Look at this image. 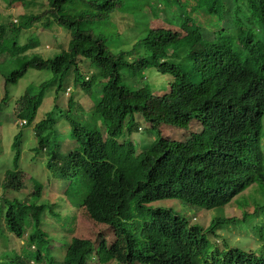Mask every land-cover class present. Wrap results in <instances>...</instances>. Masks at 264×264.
Segmentation results:
<instances>
[{"label":"trees","instance_id":"1","mask_svg":"<svg viewBox=\"0 0 264 264\" xmlns=\"http://www.w3.org/2000/svg\"><path fill=\"white\" fill-rule=\"evenodd\" d=\"M13 1L19 2L17 5L21 8L35 6L38 10L30 14L26 12L14 22L6 16V24H0V56L9 52L15 61L22 60L20 68L5 77V85L16 83L28 69H47L52 73L51 84L43 82L35 95L26 91L19 97L16 116L26 126L33 124L38 144L35 149L45 150L48 155L46 168L55 172L56 179L67 182L63 181L65 185L61 188L63 198L55 203L48 199L38 201L41 187H36L22 200L9 202L0 197V229L22 239L28 230L27 225H30L31 232L25 237L23 247L28 243L30 248L34 247L31 250H35L33 258L31 253L20 255L14 250L16 256L7 264H33L34 258L44 264H92L94 256L99 263H106L110 249L123 250L122 234L113 228L111 217L126 212L129 206L153 227H146L138 236L133 231L128 232L127 236L133 240L128 244L123 242L125 250L127 248L126 264H196L194 258L198 250L213 253L215 260L212 264H264L262 237L259 238L262 245L258 248L261 250L258 256L253 257V249L233 248L241 256L233 262L227 261L226 257L223 260V253L208 250L209 243L203 229L197 226L187 229L184 219L174 216L171 211L146 207L150 202L165 199H177L194 207L213 206L205 201L206 193L213 192L227 202L229 197H225L224 192L242 170L240 166L237 165L233 172L216 174L213 167L196 165L193 171L198 175L189 180L192 170L177 162L174 152L168 149V143L160 135L149 145H145L146 141L138 143L134 137L142 131V127L134 123L136 118L149 122L155 129L163 114L188 116L192 112L203 116L205 123L221 134V138L213 139L219 140L218 146L228 150L232 157L241 155L238 163L247 160V144L242 150L239 135L252 125V131H259L254 110L264 95V0H207L210 6L205 8L206 20L216 19L220 26L228 31L236 30L242 37L238 38L243 50L240 57L228 43L206 41L200 28L187 16L180 21L187 27L182 36L177 37L169 28L150 27L136 33L133 48L114 51L110 45L115 37L105 32L113 26L112 22L119 25L115 15L124 6L133 5L136 9L128 12L131 15L120 16L125 20L133 15L138 17L137 4L147 0ZM172 1L175 13L188 8L191 0ZM159 3L165 8L170 6V0H159ZM6 4L10 7L8 1ZM43 5L47 6L45 10H41ZM151 13L155 20L175 27L172 25L174 21L166 24L165 20ZM53 25L65 32L58 35L61 40L55 45L57 54L48 58L38 54L25 56L39 46L34 29L39 26L47 30ZM22 30L23 35L20 34ZM137 49H142L144 55L130 61ZM89 66L96 70L95 73L83 71ZM148 67L171 77L179 72L185 76L184 68L191 67L199 74V82L191 84L186 94L182 84L173 86L159 99L145 81ZM68 76L70 84L77 90V97H68L64 105L67 127L59 131L54 111L61 117L57 97L60 93L67 95L70 92L69 84L63 82ZM130 78L135 80L133 84L140 83L136 82L132 87ZM52 87L56 97L53 99L54 108L36 122V113L45 92ZM217 96L224 98L222 102ZM186 98L188 104L183 111L180 108ZM150 101L156 104L155 108L150 106ZM155 111L157 117L152 116ZM65 133L64 137H59ZM195 140L203 146L208 143L199 137ZM65 141L72 143L71 151L61 150ZM20 148L21 133L18 132L11 144L14 167L5 172L0 184L4 192H20L26 188L17 170ZM137 148H140L139 152ZM261 160L264 166V158ZM250 182L264 186V177L255 172L244 181V186L248 187ZM33 196L37 198L30 202L29 198ZM260 210L264 213V205ZM79 213H84L80 219ZM49 216L61 223L62 238L66 239L60 247L63 251L60 263L51 255L47 245L49 235L42 227ZM87 216L98 224L112 227L97 232L86 226L84 229L79 227L82 237H75L79 225L74 226V221ZM227 223V219L214 220L205 232L213 234ZM114 235L116 240L112 244ZM41 249L46 252L45 259Z\"/></svg>","mask_w":264,"mask_h":264},{"label":"rangeland","instance_id":"2","mask_svg":"<svg viewBox=\"0 0 264 264\" xmlns=\"http://www.w3.org/2000/svg\"><path fill=\"white\" fill-rule=\"evenodd\" d=\"M7 1L9 2L10 7H7ZM144 2H147V4H144ZM17 3L19 2H15L13 0H0V24H6V16L11 18L14 22L16 17L20 18L21 15L25 14L26 12H28L27 14H30L38 10V7L35 6L24 9L21 8L20 5L18 6ZM127 6L128 5L119 10L120 12H118L114 17L118 21L119 25L117 26L114 22H112L113 26H111V28L105 32L106 34H111L115 37L114 42L110 45L114 51L133 48L136 40V33H141L144 29L146 30V28L150 27L164 29L169 28L177 34V37L182 36L185 34L183 29H186L187 27L183 26V24H180V21L182 20L183 16H187L191 18L192 23L195 26L200 28V31L204 35L206 41L216 40L218 42L228 43L232 46L238 56H242L243 54L241 43L238 41V38L242 39V37H239V33L237 34L236 30L228 31L227 29L223 28L224 26H220L216 19H214L215 21H212L211 19L206 20L205 8L210 6L207 0H191L189 2L188 8L178 10L175 13V5L172 0H170V6L167 8L161 5L159 0L141 1V3L137 4L138 17L133 15L134 18H126L125 20L120 15H131L128 12L131 9H136L133 7V5H130L129 7ZM46 8V5L41 6V10H45ZM151 11L156 17H159V19L165 20L166 24H169L168 21H174V24L172 25L175 27H169L161 21L155 20L156 18L152 16ZM144 21H147L148 23L137 28L134 27L135 25ZM28 30L32 31V29ZM34 30L36 31L34 34L39 40V46L33 49V51L27 52L24 55L30 57L31 54H38L42 58H48L49 56L52 57L53 55L57 54L58 50H55V45L61 40L58 38V35L65 34L62 28L53 25L47 30H42L38 26V28ZM20 34L23 35V30ZM225 38L226 41L224 40ZM134 53L135 55H133V58L130 61L144 55L142 49H137ZM21 64L22 60L17 61L16 59L15 61L14 58L10 57L9 52H6L0 56V100L2 101L0 109V184L4 178L5 172L7 170L13 169L12 156L14 152L11 150V144L13 142V137L19 132L21 133V157L19 160L18 169L22 173L21 177L26 188L20 192L10 190L4 192L0 187V197L5 198L7 201L13 199L22 200L26 195L32 193L36 187H41L42 194L38 201L44 202L45 199H48L55 203L54 201L61 200L62 196L60 195L61 188L64 187L63 183L60 182L59 179H56V174L52 169L46 168L48 155L42 153V150H39V152L36 154L34 148H36L38 144L36 138H34L33 124L31 126L24 125L19 127L18 123L21 120H19L16 116V102L19 97L24 95L26 91H29L31 94L35 95L40 90L41 83L43 82H46L47 85L51 84L53 82L52 73L47 69H28L27 72L24 73V76L16 83H9L6 86L5 77H7L11 72L19 69ZM184 69L190 82L198 81V77L191 74L188 68ZM83 71L95 73L96 70L89 66ZM134 81L135 80H132L131 78L129 79L132 87L136 86V82H139L136 81L133 84ZM145 81L148 83L152 94L159 99H161L162 96H164L173 86L181 84L180 81H178V77L162 75L156 72L153 67H148L146 69ZM63 82L64 84H69L70 92L67 93V95L60 93L57 97V101L60 103L59 105L58 103L56 105L57 108H60L61 117L58 116L57 111H54V118L57 119L56 128L59 131L67 127L64 119L65 115L67 114V109L64 108L65 102L70 95H73L74 98L77 97V90L70 84V77L68 76V79H64ZM5 90L7 91L6 96ZM54 98H56L55 89L52 87L45 92V97L43 98L36 113V122L41 120L48 110L51 111L54 108ZM150 106L155 108L156 104L150 101ZM152 116L157 117V111L153 112ZM162 116L163 117L159 119V124L155 127V129L151 128V124L149 122H145L143 119L138 120L136 118L134 123H137L138 126L140 125L142 127V131L134 135L135 139L138 140V143L146 141L151 144L152 141L159 135L175 137L174 134H171L172 131L178 133L180 136H186L198 132L199 128L201 130L200 124L196 122L195 119H190V123L188 125L185 124L183 128H178L179 123L177 122L175 116H171L169 113L163 114ZM148 118L150 117L148 116ZM98 124H100V122ZM65 135L66 133L59 134V137H64ZM175 138L180 139L185 143L190 142L189 138ZM260 140L263 144L264 118ZM72 147L73 145L70 143V141H65L62 144L61 150L63 152H67L68 150H71ZM137 151L139 152L140 148H137ZM63 181L67 182L65 180ZM36 198L37 196L30 197L29 201H34ZM263 205L264 186L256 182L240 194L236 195L227 205L223 207L212 209H207L205 207H194L177 199L159 200L152 202L147 206L150 208L170 209L174 214L185 218L190 226L197 225L204 227L206 223L220 218L221 216L233 218L234 220H237L235 223L224 224L220 229L224 235L227 233L226 238L220 231L216 232L217 236L212 235L208 237V250L212 251L219 247L221 251L231 248H239L243 251L253 249V251L258 252V248L262 245V242L259 240V238L262 237V239H264V213L260 210V207ZM82 214L84 213H79V219ZM76 224L79 225L76 230H79V227L84 229L85 226L90 228L93 232L104 229V226H102L104 224H98L91 220L88 216L85 219L83 218L81 221H74V226ZM29 226L30 225H27L28 230L22 239H18L14 235L5 232L3 229H0V264H7L10 258L16 256V252L20 255L22 253L25 255L31 253L33 258L35 250L32 251L31 249H34V247L30 248L28 243L23 247L25 243V237L31 232ZM60 226L61 223L57 222L50 216L46 217L44 224L42 225L44 230L49 235L47 245L50 253L59 263L63 260V251L60 249V247H62L63 240H66L62 238L64 234L60 230ZM80 231L81 230L76 232L75 237H82ZM6 235L9 236L6 238ZM66 236L70 238L69 235ZM217 240L219 241L218 243ZM112 241L113 243L115 242L113 239ZM14 250L16 251L15 253L13 252ZM40 251L45 259L46 252L43 251V249ZM108 257L109 260L103 264H123V251L120 248L110 249L108 252ZM197 258L198 262L203 264V255L199 254ZM13 260L14 259H12V261ZM33 264L44 263L42 261L37 262L34 258ZM92 264L101 263H99L98 260H94Z\"/></svg>","mask_w":264,"mask_h":264},{"label":"clouds","instance_id":"3","mask_svg":"<svg viewBox=\"0 0 264 264\" xmlns=\"http://www.w3.org/2000/svg\"><path fill=\"white\" fill-rule=\"evenodd\" d=\"M189 71L191 74L198 77L199 74L196 73V71L193 70L191 67H190ZM175 77H178V81H180V83L182 84L185 94H186L188 87L191 84H195V83L199 82V81L190 82L187 75H185V76L181 75L180 72L175 74ZM217 97H219L220 102H222V100L224 99L223 97H220V96H217ZM214 99H216V97ZM187 104H188V101L186 98V102L184 104L185 106L183 105V107L180 109L184 111V108L187 106ZM191 114L192 115H188V116H185V115H183V116L182 115H176L175 116L173 114V116H175L177 122L179 123L178 128H183L185 124L188 125L190 123V119H195L196 122H198L201 126V130L199 128L200 131L198 130V132H196L194 134H189L186 136H180L178 133H176L174 131H172V133H171V134H174L175 137L185 138V139L189 138L190 139L189 143H185L180 139H176L175 137H170L167 135L160 136V137L166 143H168L167 147L170 151L174 152L176 159H177V162L183 163L186 166V168H190L192 170V174H191V177L189 180L195 178L198 175L193 171V169H194V167H196V165H201L202 167H213L216 170V174H218L222 171H229V170H231L233 172L237 168V165L242 168V170L238 173V175L235 177V179L232 180V182L229 184V186L227 187V189L224 192V196L229 197V200L227 202H225L222 198H220L217 195V193H215V192H213L212 194L206 193L205 201L213 204V206H206V205L201 206V207H205L207 209L223 207V206L227 205L236 195L240 194L245 189H247L249 186L254 184L253 182H250L248 187L244 186V181L249 180L251 174H254L256 172L260 176L264 177V166H263V163L261 160V157L264 158V143L262 144L261 140H260L262 127H263V118H264V95L260 99L256 109L254 110V114L256 115L255 125H259V131H256V132L252 131V127H253V125H252V126H249L248 128H246L244 130V132L239 135L241 143H242L241 149L243 150V148L247 144V152H248V155L246 157L247 160L242 162V163H238L241 155L232 157V155H230L228 150L223 149L221 146L217 145V142L219 140L213 141V139L221 138V134L218 131L213 130L211 127V124H206L203 116L196 115L192 112H191ZM19 124H20L19 127H22L25 125L24 121H19ZM195 137H199L201 140L206 139L208 141V143L204 146L200 145L199 141L195 140ZM165 138H167L169 140H167ZM250 141H254V143H251ZM148 144L149 143H145V145H148ZM200 146H201V149L199 150L198 148H200ZM34 150H35L36 154L39 152L35 148H34ZM57 150H58V148H57ZM33 153H34V151H33ZM42 153L47 154L45 152V150L42 151ZM20 157H21V148H20ZM19 160H20V158H19ZM12 162H13V158H12ZM47 162H48V158H47ZM18 165H19V161H18ZM13 167H14V164H13ZM17 170L21 173V171L19 169H17ZM21 179H22V177H21ZM60 182H62L63 185H65L63 181L60 180ZM35 184H36V182H35ZM244 187H246V188H244ZM195 194L199 195V192H195ZM12 201H15V199L10 200L9 202H12ZM214 201H218V204H214ZM150 203H152V202H150ZM150 203H148V204H150ZM148 204H146V207H148L147 206ZM153 209H161V210L171 211L170 209H162V208H153ZM171 213L174 216L180 217V216L174 214L172 211H171ZM90 219L93 220L92 218H90ZM111 219L114 222L113 228L117 229L116 231H118L122 234V237H123V241H122L123 264H126L125 256H126L127 248L125 250V248L123 246V242L126 241V243L128 244L129 240H133L132 238L127 236V235H129L128 232L133 231L134 234H136L138 236L141 232H143L145 230L146 227H153V226L150 223H147V221L144 220L138 214L137 210L131 206H129V208L127 209L126 212H120L119 214L112 216ZM182 219H184V221L186 222V224H187L186 228L187 229L197 226V225L190 226L188 221L185 218H182ZM217 219H227V220H229V223H227V224H233L237 221V220H234L233 218H228L225 216H221L220 218H217ZM217 219H215V220H217ZM93 221L96 222L95 220H93ZM213 221L206 223V225L204 227L197 226V227L203 229L205 236H206L207 243H209V240H208L209 236H212V235L217 236L216 235L217 231H220L223 234V232L220 230L221 228L216 230L213 234H211L210 232H208L209 234H206L205 230H207L210 227V225ZM96 223H98V222H96ZM107 225L108 224L102 225V226H104L106 228L112 227L110 225H108V226ZM222 226H223V224L221 225V227ZM136 229H138V230H136ZM226 234L227 233H225V235L223 234L225 236V238H226ZM113 240L114 241L116 240L115 235H114ZM218 242L219 241L217 240V243ZM232 249L233 248L221 251V249L219 247H217L214 249L215 250L214 253H223L224 254L223 260L226 257L227 261L230 259L231 262H233L235 259L239 258L241 255L235 253ZM237 249H239V248H237ZM260 252H261V250H259L258 252L253 251V253H255V255H253V257L258 256L260 254ZM195 254L196 255H195L194 260H195L196 264H200V262H198V258H197V256L199 254L203 255V259H202L203 264H212L213 260H215L214 256L212 255L213 253L207 254V253H205L204 250H198L195 252ZM94 260H97V256H94L92 258V261H94Z\"/></svg>","mask_w":264,"mask_h":264}]
</instances>
